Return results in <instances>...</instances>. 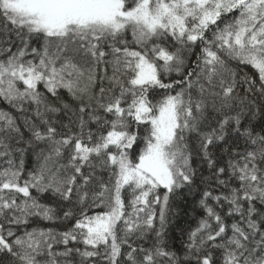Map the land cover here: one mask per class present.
Segmentation results:
<instances>
[{
  "label": "snow or ice",
  "instance_id": "obj_1",
  "mask_svg": "<svg viewBox=\"0 0 264 264\" xmlns=\"http://www.w3.org/2000/svg\"><path fill=\"white\" fill-rule=\"evenodd\" d=\"M0 264H264V0H0Z\"/></svg>",
  "mask_w": 264,
  "mask_h": 264
},
{
  "label": "trees",
  "instance_id": "obj_2",
  "mask_svg": "<svg viewBox=\"0 0 264 264\" xmlns=\"http://www.w3.org/2000/svg\"><path fill=\"white\" fill-rule=\"evenodd\" d=\"M0 107H5L4 105H0Z\"/></svg>",
  "mask_w": 264,
  "mask_h": 264
}]
</instances>
